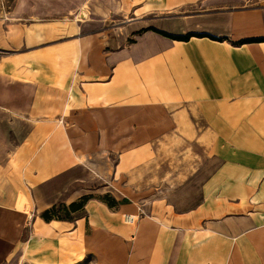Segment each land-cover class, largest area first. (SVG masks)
<instances>
[{
  "label": "crops",
  "instance_id": "obj_1",
  "mask_svg": "<svg viewBox=\"0 0 264 264\" xmlns=\"http://www.w3.org/2000/svg\"><path fill=\"white\" fill-rule=\"evenodd\" d=\"M82 1L94 28L106 29L102 57L76 49L51 70L52 86L41 66L21 99L6 101L37 117L64 107L48 138L56 140L52 175L41 180L35 170L38 192L53 182L44 209L90 193L93 180L117 187L146 164L157 172L158 157L189 141L203 153L207 144L208 158L147 202L129 197L75 221L41 216L38 227L52 235L41 263L245 264L232 237L264 224V0ZM111 27L121 30L116 40ZM151 28L219 40H174ZM32 139L20 145L24 155ZM31 215L21 196L0 199V264H9ZM129 216H139L135 227Z\"/></svg>",
  "mask_w": 264,
  "mask_h": 264
},
{
  "label": "rangeland",
  "instance_id": "obj_2",
  "mask_svg": "<svg viewBox=\"0 0 264 264\" xmlns=\"http://www.w3.org/2000/svg\"><path fill=\"white\" fill-rule=\"evenodd\" d=\"M125 17L130 18L129 13L125 12ZM94 25L82 0H0V199L11 200L15 204L17 197L21 196L26 201L27 210L32 213L24 239L9 264H42V254L50 249L51 243L47 241L52 235L47 236L38 227L39 218L54 205L59 207L61 216H67L68 212L59 205L73 202L59 201L44 209L47 204L42 200L53 199V182L47 183L49 188L42 185L44 188L38 192L35 176L36 169L41 173V180L52 175L48 169L54 157L56 140L48 138L58 126L57 114H62L64 107H46V113L37 117L28 115L21 107L11 108L6 101L20 100L22 84L36 83V70L41 66L46 70V87L52 86L51 70L57 69L60 64L64 67L65 63H71L69 57L76 49L102 57L104 42L100 36L107 33H101L106 29L94 28ZM111 28L109 36L116 40L121 30ZM85 35L89 37L80 39ZM29 133L33 139L29 141L31 146L24 155L19 147ZM189 142L184 148L173 147L172 152L169 150L158 157L157 172L148 170L146 164L140 172L126 173L117 187L104 188L93 180L92 191L74 201L84 200L83 210L71 215H88L94 208L99 211L103 205L113 210V206L130 198L147 202L165 194L163 192H173L208 158L207 144L203 153L195 142ZM43 143L45 147L40 149L38 156L37 151ZM38 196L44 198L39 199ZM138 218L134 216L132 222L126 220L135 227ZM246 233L232 237L240 243L237 259L245 261V264H264V224L247 229Z\"/></svg>",
  "mask_w": 264,
  "mask_h": 264
},
{
  "label": "trees",
  "instance_id": "obj_3",
  "mask_svg": "<svg viewBox=\"0 0 264 264\" xmlns=\"http://www.w3.org/2000/svg\"><path fill=\"white\" fill-rule=\"evenodd\" d=\"M152 30L164 35V36H167V37H170L174 40H180V41H188L190 40L192 37H210L211 39H214V40H219V38L215 37V36H212V35H207V34H200V33H191V34H187V35H175V34H171V33H168V32H165V31H162V30H159V29H156V28H151ZM251 40L249 39H246V40H243V42H250ZM60 207H62L63 209H65L67 212H68V215L67 216H61L58 212V206L57 205H54L52 207V209L50 210H47L45 211L44 214H42V217L49 221V220H52V219H61V220H69V221H75L81 217H83L84 215L82 216H72L71 213L72 212H76V211H79V210H83L84 208V200H81L79 202H73L69 205H66V204H62V205H59Z\"/></svg>",
  "mask_w": 264,
  "mask_h": 264
},
{
  "label": "built area",
  "instance_id": "obj_4",
  "mask_svg": "<svg viewBox=\"0 0 264 264\" xmlns=\"http://www.w3.org/2000/svg\"><path fill=\"white\" fill-rule=\"evenodd\" d=\"M127 219H128L130 222H132V221H134V216H129Z\"/></svg>",
  "mask_w": 264,
  "mask_h": 264
}]
</instances>
